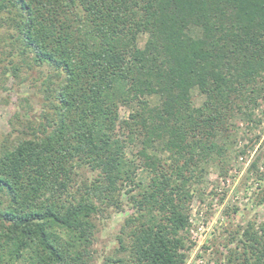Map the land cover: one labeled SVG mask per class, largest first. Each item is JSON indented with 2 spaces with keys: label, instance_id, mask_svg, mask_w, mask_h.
<instances>
[{
  "label": "trees",
  "instance_id": "1",
  "mask_svg": "<svg viewBox=\"0 0 264 264\" xmlns=\"http://www.w3.org/2000/svg\"><path fill=\"white\" fill-rule=\"evenodd\" d=\"M0 30L10 54L48 68L51 105L40 130L0 146V264H90L92 216L124 187L132 264H181L194 185L264 88V0H0ZM78 167L96 177L76 198ZM236 235L226 264H264V223Z\"/></svg>",
  "mask_w": 264,
  "mask_h": 264
},
{
  "label": "rangeland",
  "instance_id": "2",
  "mask_svg": "<svg viewBox=\"0 0 264 264\" xmlns=\"http://www.w3.org/2000/svg\"><path fill=\"white\" fill-rule=\"evenodd\" d=\"M1 30L0 146L10 147L18 138H30L33 130H40L38 125L44 120L43 113L51 112V105L47 96L49 91H45L43 83L48 68L26 63L17 52L10 54V41L2 37ZM145 39L146 34H141L139 45ZM11 63L17 66L16 70L11 69ZM196 92L194 89V101L198 105L203 97ZM256 102L250 105L253 107L250 119L245 113L238 112L230 120L233 139L227 142L228 155L211 164L203 181L194 185L193 196L188 202L190 225L182 232L185 257L181 264L190 260H202L197 264H226L229 249L239 243L240 237L236 235V239L229 241V235L248 224L258 228L264 223V192L261 190L264 189V88ZM118 112L121 117H126L129 109L120 105ZM241 149L244 153H239ZM126 152L130 158H135L136 148L132 145ZM257 157L261 177L249 169L251 161ZM75 170L77 174L70 191L79 198L84 182L91 183L96 172L87 167ZM149 174V171L139 169L136 178L146 183ZM126 190L125 187L120 189L117 205L105 203L92 216L95 229L86 245L90 264H132L129 235L137 221L136 224L127 221L131 216H139V212L132 206L131 193ZM5 202L6 198H3V204Z\"/></svg>",
  "mask_w": 264,
  "mask_h": 264
},
{
  "label": "built area",
  "instance_id": "3",
  "mask_svg": "<svg viewBox=\"0 0 264 264\" xmlns=\"http://www.w3.org/2000/svg\"><path fill=\"white\" fill-rule=\"evenodd\" d=\"M200 227V226H199ZM202 260H193V261H189L187 264H197L198 262H201Z\"/></svg>",
  "mask_w": 264,
  "mask_h": 264
}]
</instances>
